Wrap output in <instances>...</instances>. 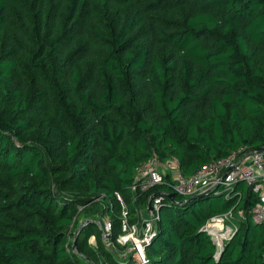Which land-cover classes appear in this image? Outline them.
I'll list each match as a JSON object with an SVG mask.
<instances>
[{
	"label": "trees",
	"instance_id": "1",
	"mask_svg": "<svg viewBox=\"0 0 264 264\" xmlns=\"http://www.w3.org/2000/svg\"><path fill=\"white\" fill-rule=\"evenodd\" d=\"M241 147L264 148V0H0V264H264L246 183L130 191L153 155L189 177ZM150 196L145 263L108 250L90 216L122 252ZM239 212L216 257L203 226Z\"/></svg>",
	"mask_w": 264,
	"mask_h": 264
},
{
	"label": "built area",
	"instance_id": "2",
	"mask_svg": "<svg viewBox=\"0 0 264 264\" xmlns=\"http://www.w3.org/2000/svg\"><path fill=\"white\" fill-rule=\"evenodd\" d=\"M178 163L174 158L161 160L153 155L148 162H144L135 168L130 185L131 193H134L135 196L137 193L142 195L152 187L165 185L171 192L183 197L218 190L219 194H223L227 199L235 184L244 182L253 192L258 193V199L250 209L251 220L255 224L264 225V150L246 152L244 147L238 148L224 158L205 164L189 177L180 173ZM160 201L159 197L150 196L147 205L139 208L138 220L132 225L127 223L126 218L122 219V229L116 243L121 247L130 244L127 253L135 256L140 263H145V247L157 230L156 223L159 220ZM148 204L150 205L149 210ZM124 214L123 212V216ZM230 214L213 216L202 228L203 232L217 246L216 257L224 244L231 239L238 229L222 222L221 217L226 218ZM219 224L220 227L217 228L216 226ZM106 227L110 233L109 224ZM107 235L108 237L103 234L104 242L109 244L110 241L107 242V239L110 234ZM92 238L94 239L93 236ZM111 245L113 244L111 243Z\"/></svg>",
	"mask_w": 264,
	"mask_h": 264
},
{
	"label": "rangeland",
	"instance_id": "3",
	"mask_svg": "<svg viewBox=\"0 0 264 264\" xmlns=\"http://www.w3.org/2000/svg\"><path fill=\"white\" fill-rule=\"evenodd\" d=\"M245 187H247V184L244 185ZM215 200V199H214ZM93 210L95 211H98V208L94 207ZM123 216V215H122ZM242 213H236V214H230L228 215L226 218L225 217H221L222 218V222L225 224V225H228V226H233V227H238V222L242 219ZM91 218L94 219V221L96 222V224L100 227V229L102 230V234H104L105 236L108 237L107 234H110L108 229H107V224H109V218L107 216H103V215H97V214H94L93 216L91 215L90 216ZM222 223V224H223ZM122 224V222H121ZM223 224V226H225ZM129 225H132V224H129ZM217 228L220 227V224L216 226ZM110 236V235H109ZM89 240H91V244H93V248H96V244L94 242V239L91 237ZM110 241V237L107 239V242ZM130 244L126 247H124V249H122V252H120L119 250H117V246H114V245H111V242H109V244H106V247L108 248V250H111V252L115 253V254H119L121 253L120 256H124L130 249ZM86 264H100L101 261H99L98 259H93V261L89 260V259H86Z\"/></svg>",
	"mask_w": 264,
	"mask_h": 264
},
{
	"label": "water",
	"instance_id": "4",
	"mask_svg": "<svg viewBox=\"0 0 264 264\" xmlns=\"http://www.w3.org/2000/svg\"><path fill=\"white\" fill-rule=\"evenodd\" d=\"M260 150H264V148H260ZM208 193H210V191L202 192V193L198 194V196L195 197V199H196V198L204 197V196L208 195ZM171 197H173L172 194H169V198H171ZM149 209H150V205L148 204V210H149ZM219 254H220V253H219Z\"/></svg>",
	"mask_w": 264,
	"mask_h": 264
}]
</instances>
